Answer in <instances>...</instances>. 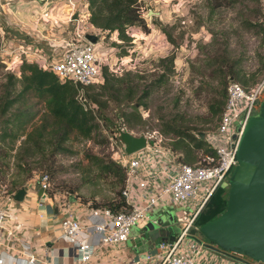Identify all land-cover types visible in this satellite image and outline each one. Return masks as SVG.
Wrapping results in <instances>:
<instances>
[{
    "label": "rangeland",
    "instance_id": "374dc122",
    "mask_svg": "<svg viewBox=\"0 0 264 264\" xmlns=\"http://www.w3.org/2000/svg\"><path fill=\"white\" fill-rule=\"evenodd\" d=\"M46 1L15 0L16 4L11 7L12 2L8 3L9 0L0 7V106L4 102V84L8 75L15 73V64L16 69H20L19 57L36 63L34 59L37 57L30 54L36 51L49 60L52 58L49 52L27 46L18 47L17 43L22 40L37 43L33 36L36 33L34 28L45 35L41 37L40 34V39L48 40L53 49L60 46L59 38L53 31L61 27L58 24L65 25L67 22L71 26L73 17L77 20L75 25L78 28L91 34L96 32L87 22L85 0H62L60 3V0ZM140 5L143 6V14L146 13L148 17L144 24L133 27L135 33L129 31V37L134 33L130 38L134 42L116 41V37L112 38L115 35L113 33L110 36L101 35L103 41L107 42L105 49L96 48L102 58V65L108 56L109 61L110 57L117 59L118 66L130 68L132 84L139 85L131 102L126 98L125 90H111L113 97L118 102L123 101L124 106H102L99 115L97 113L102 127L99 126L89 138H83L76 132L70 133L62 144L66 151L56 152L57 140H51L48 136L40 141L43 150H39L24 135L13 142H10V138L5 142L0 141V191L6 189L10 193L18 187L22 188L31 177L47 173L49 195L76 197L84 203L99 205L118 198V179L102 174L95 159L114 161L109 137L121 127L134 135L161 136L166 146L182 143V153L190 151L193 161L203 155L192 147L191 142L180 140L169 132L170 128H179L195 136H199V131L204 138V133L213 129L218 120V115H212L211 106L225 100L229 81L247 86L260 76L264 70V30H261L264 27V0H140ZM68 6L71 9L66 13ZM149 9L159 14L153 15L148 12ZM45 25L47 32L43 30ZM23 26H26V35L18 30ZM71 37L73 35L67 41H71ZM165 43H168V48L163 50L161 46ZM22 49L29 51L28 57L21 53ZM162 52H166L167 56L164 61L160 59ZM172 57L176 58V64H173ZM109 64L103 67L107 73H112ZM174 66L176 70L172 68ZM112 68L115 69L114 66ZM134 70L136 72H132ZM162 74L165 76L160 80ZM139 76L143 77L142 80L138 79ZM109 77L115 83V76L109 74ZM98 80L93 84L94 87L100 84ZM19 89L17 85L10 97H15ZM142 91L148 94L139 100V107L135 109V102ZM18 107L19 102H16L5 115L0 116V126L7 117L19 110ZM130 115L131 119L127 121L126 117ZM35 123L27 124L26 131H31ZM226 183L228 179L222 188L228 192ZM210 201L214 203L215 199L211 198ZM12 203L15 208L21 207V202ZM187 210L164 206L148 212L146 223L137 224L131 230L126 242L128 255L153 252L162 238L177 236L181 228L176 217ZM160 218L163 221L158 222ZM165 221L169 224L162 226Z\"/></svg>",
    "mask_w": 264,
    "mask_h": 264
},
{
    "label": "built area",
    "instance_id": "2783aa9c",
    "mask_svg": "<svg viewBox=\"0 0 264 264\" xmlns=\"http://www.w3.org/2000/svg\"><path fill=\"white\" fill-rule=\"evenodd\" d=\"M3 5L4 0H0V7ZM140 10L143 19L148 17L143 14V6ZM86 33L87 30L75 26L73 37L66 41V51L60 60H49L36 51L30 54L37 57L34 61L41 68L52 72L59 81L72 82L76 87L77 102L85 111H90L102 127L97 116L98 107L88 97L87 87L101 77L102 67L108 65L109 59L105 57L102 65V58L96 52L95 44L85 38ZM20 51L29 56L26 49ZM263 98L264 70L254 83L247 86L229 81L216 126L204 133L203 139L212 152L201 151L203 155L194 163L184 161L182 154L166 146L162 137L154 134H143L145 147L127 154L119 132H132L122 127L113 132L109 137L111 157L125 173L118 195L123 203L121 209L94 207L76 197L49 195V175L40 174L30 184L42 189L40 197L51 198L56 203L59 219L54 240L63 243L60 253L52 247L53 240L36 246L29 236L9 225L8 215L13 206L0 205V264H58L53 260L55 252V255L71 259L69 264H246L208 248L198 233L192 237L190 232L198 229L199 215L211 196L229 179L237 163L236 150L243 130L248 120L258 115ZM12 199L11 195L9 200ZM164 206L188 209L176 217L180 233L171 240L162 238L153 252L129 256L126 242L132 228L145 224L148 212ZM5 239L10 241L6 243ZM234 255L252 264H263L243 255Z\"/></svg>",
    "mask_w": 264,
    "mask_h": 264
},
{
    "label": "trees",
    "instance_id": "16d2710c",
    "mask_svg": "<svg viewBox=\"0 0 264 264\" xmlns=\"http://www.w3.org/2000/svg\"><path fill=\"white\" fill-rule=\"evenodd\" d=\"M85 3L88 9L87 22L92 29L99 30L100 35L110 36L114 33L117 40L128 43L131 37L128 36L129 31L127 28H137L140 24H144L140 10V0H85ZM261 30H264V27ZM112 44L114 45V41ZM170 61L172 62V58H170ZM109 74L115 76L112 73H107L106 68L103 67L102 75L104 82L99 87V91L94 92L92 86L87 87V95L97 105L98 115L99 109L102 106H108L107 103L98 97L99 95L107 92L109 93L107 94L108 96H114L111 94V90L115 92L125 90V96L130 101L134 92L139 88L138 84H132L129 73L125 75L127 78L124 76H115L113 78L115 83L109 80ZM164 76L165 74H162L160 80ZM142 78V76L138 77L140 80ZM17 85L20 87L19 91L15 97H10V94L14 92ZM89 90H91V93ZM4 93V102L0 106V116L5 115L16 102H19V110L7 117L4 123H1V142H5L8 138H10V142H13L15 139L24 135L26 139L32 140L39 150H43L44 147L40 144V141L48 136L51 140H57L55 143V151L61 152L67 150L62 147V144L68 139L70 133L76 132L83 138H89L99 129L95 116L90 111H85L77 102L75 98L76 87L72 82L68 80L63 82L59 81L52 72L41 68L38 63L22 59L18 74L10 73L8 75V79L4 84ZM147 94L148 92L142 91L138 95V101L134 105L135 109L139 107V100L143 99ZM31 98L36 100L30 103ZM40 102L44 104V111H41V113L38 108ZM224 102L225 100H222V102L211 106L212 115H219ZM37 116H39V122L35 123L31 131H26L27 124L35 122L34 120ZM126 119L129 121L131 115L127 116ZM169 132L173 133L180 140L191 142L196 150H201L203 153L212 152L207 147L204 139L198 135L197 137L192 133L173 127L170 128ZM198 132L197 134H199ZM172 148L175 149L174 146ZM95 160H97L95 163L102 174L118 179L119 188L117 194L119 195L120 187L125 179L123 168L114 161H105L103 159ZM19 189L20 187L14 190L17 191ZM227 193L224 188L216 190L211 196V198L215 199V202L212 203L210 198V203H207L197 219L198 225L216 218L225 210L227 204V198L225 196H227ZM90 204L94 207H110L113 210L121 209L123 206L122 201L118 198L104 202L102 205L97 203Z\"/></svg>",
    "mask_w": 264,
    "mask_h": 264
},
{
    "label": "water",
    "instance_id": "95a60500",
    "mask_svg": "<svg viewBox=\"0 0 264 264\" xmlns=\"http://www.w3.org/2000/svg\"><path fill=\"white\" fill-rule=\"evenodd\" d=\"M148 12L153 13L151 9ZM85 38L94 44L98 39L97 35L91 33L85 34ZM199 136L203 138V133L199 132ZM119 139L127 154L145 147L144 135L120 131ZM236 160L228 179L225 210L216 218L199 225L198 229H192L190 234L195 237L198 233L208 248L246 264L252 263L234 254L264 264V98L258 115L251 117L243 130ZM41 193L40 188L38 194ZM25 194V188H20L14 193L13 199L22 202ZM161 221L163 218L158 220ZM168 224L165 221L162 226ZM173 236L164 238L171 240Z\"/></svg>",
    "mask_w": 264,
    "mask_h": 264
},
{
    "label": "crops",
    "instance_id": "0c3cea01",
    "mask_svg": "<svg viewBox=\"0 0 264 264\" xmlns=\"http://www.w3.org/2000/svg\"><path fill=\"white\" fill-rule=\"evenodd\" d=\"M8 1L9 0H4V3L6 4ZM61 1L62 0H60L59 3ZM64 1H70V0H64ZM8 3H11V7H13V5L15 3V0H10V2H8ZM45 3H49V1L47 0ZM70 9H71L70 7H69V9H66V13ZM152 14L156 15V14H159V12L153 11ZM75 19L76 18L73 17V19L70 21L71 22L70 23L71 26H69L67 24V22L65 21L66 22V24H65L66 26L62 25V24L61 25L58 24V26H61V27L55 28V30L53 31V32H56V36H58V38H59L58 43H60V46L55 48V49H53L51 47V43L48 40L43 39V38L40 39V34L42 32H39V30H37L36 28H34V30H36V33H33V36L35 37V40L37 41L36 44L26 43L24 40H22L19 43H17V45H18V47L27 46V47H31L34 50H38V51L42 50L45 53L49 52V55L52 57L50 60H60L63 57V55H64V53L66 51V47H64V43L67 41L69 36L74 34L75 26H76L75 24H76V21H77ZM144 20H146V19H144ZM46 26L47 25L44 26L43 30H45L47 32L48 29H45ZM31 28L32 27H30V29ZM18 30H20V33H22L24 35L27 34L26 26L25 27L24 26L21 27V29L18 28ZM95 31L96 32L93 33V34L97 35V37H98L97 42L95 43V48H97V49H105L107 47V44H106L107 42L103 41V36L100 35L99 30L95 29ZM131 31L135 33V29L134 28H132ZM134 33L131 34V37L134 35ZM44 36H45L44 34H41V37H44ZM112 38L114 39L115 35ZM116 41H118V40H116ZM130 42H134V40L131 39ZM130 42H128V43H130ZM150 42H151L150 44H152V41H150ZM167 44L168 43H165L164 45L161 46V47H164L163 50H166L168 48ZM62 49H64V50H62ZM111 50H113V49H111ZM166 57H167L166 56V52H164L162 55H160L161 61H164V59ZM18 59H19V63H21L22 58L20 59V57H19ZM120 60L122 62H125L123 60V58H121ZM12 62H14V61H12ZM109 62H110L109 67H110V70L112 71V74H114L117 77H122L123 75L125 76V74L131 72V70H129L130 69L129 67L124 66L122 68V67L118 66L119 63L117 62V59L113 60L110 57V61ZM176 62H177L176 58H173V64H176ZM113 66L115 67V69L112 68ZM172 68L176 70L175 66L172 67ZM13 69H15V73L19 72V69H16V64L14 65ZM132 72H136V70H134ZM101 78L102 79L98 80V82L102 85L103 82H104L103 75H102ZM100 84L98 86H95V87L92 85L93 90L99 91V87L101 86ZM98 97L103 102L107 103L108 106H113L115 108L124 106L123 101L119 100L120 102H118L115 97L108 96L106 93L102 94V95H99ZM35 100L36 99L31 98L30 99V103L34 102ZM130 102L131 101H129V103ZM131 104H129V105H131ZM38 108L40 109V113H41V111H44L43 102L39 103ZM34 121L36 123H38L39 122V116H37ZM191 146L192 145H190V147ZM174 147H175V149H174L175 151H177L180 154H182V157H183L184 161H186L188 163H194L195 162V161H193V156L190 154V151L189 152L186 151L185 154L182 153V151H181V149L183 148L182 143L181 144L180 143H174ZM178 149H180V150H178ZM197 151H201V150H197ZM186 154H187V156H186ZM185 158H186V160H185ZM35 180H36L35 176L31 177L28 180V182L22 187V188H25L26 194L24 196V200L21 202V207L20 208H15L14 203H12V202L15 201L14 199H12L13 200L12 202H11V200H9L11 195H12V198H13V195L16 192L15 190L10 192V193H8V192H6V189H2L0 191V193H1L0 201L2 202L1 204H2L3 207H5V205L12 203L11 206H13L12 207L13 210H11V213H10V216H9L10 219H11L10 220L11 222L9 223V225L14 226L15 229L18 230V231L19 230L22 231L23 235L29 236L32 239V242L35 243L36 246H39L40 244H42L45 241H46V243H48L50 240L51 241L53 240L52 247H54L55 250H57V252L60 253L59 250H60L61 246L63 245V243L54 240V236H56L57 233H58L57 229H58V219H59V214L57 213V209H56V203L51 198L40 197V194H38V190H39L38 186L36 184L34 186H32V184H30V183H32ZM16 226H17L18 229L16 228ZM4 241L6 243H8L10 240L5 239ZM1 248H2V244H0V249ZM55 253H54V256H53V260L56 263H58V264H69L71 262V259L62 258V257H60L58 255H55Z\"/></svg>",
    "mask_w": 264,
    "mask_h": 264
},
{
    "label": "flooded vegetation",
    "instance_id": "af4514ba",
    "mask_svg": "<svg viewBox=\"0 0 264 264\" xmlns=\"http://www.w3.org/2000/svg\"><path fill=\"white\" fill-rule=\"evenodd\" d=\"M232 172V171H231ZM231 174V173H230ZM230 176V175H229Z\"/></svg>",
    "mask_w": 264,
    "mask_h": 264
}]
</instances>
